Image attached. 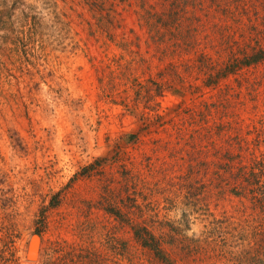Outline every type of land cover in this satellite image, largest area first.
Wrapping results in <instances>:
<instances>
[{"label":"rangeland","instance_id":"374dc122","mask_svg":"<svg viewBox=\"0 0 264 264\" xmlns=\"http://www.w3.org/2000/svg\"><path fill=\"white\" fill-rule=\"evenodd\" d=\"M82 2L0 0V264H264L214 175L264 140V26L159 60L131 8L110 38Z\"/></svg>","mask_w":264,"mask_h":264},{"label":"trees","instance_id":"16d2710c","mask_svg":"<svg viewBox=\"0 0 264 264\" xmlns=\"http://www.w3.org/2000/svg\"><path fill=\"white\" fill-rule=\"evenodd\" d=\"M82 3L95 15L96 22L90 24L91 33L107 34L110 38L111 29L108 32L106 22H109L110 26L113 25L119 15L118 10H121V14L133 10L139 18L140 26L146 30L150 47L155 48L154 56L159 60H165L169 55H187L195 56L208 64L206 44L208 41L213 42L212 37L216 33H220L223 38L220 32L223 22L228 25L231 21L232 26L234 24L241 26L248 21L251 26H264V0H250L249 3L247 0H83ZM230 55L234 60L233 50ZM227 68L228 70H219L214 74L211 78L213 82L209 85H217L235 73V70ZM162 87L163 85L159 88ZM254 143L255 148L250 154L229 156L224 163L219 158L214 161L217 169L214 175L218 180L215 189L218 190L216 195L229 193L242 205L245 203L250 205L251 216L259 218L257 221H250V246L264 250V152L260 151L264 140H256ZM204 166L209 167L210 164L205 162ZM210 187L202 184L203 201L207 200L212 192ZM191 196L195 199L193 194ZM192 204L195 205L194 202ZM205 207L209 209V204ZM147 235L150 236L149 240L140 238L144 245L155 251L165 252L162 242H156L149 233ZM74 248L61 244L59 249L61 256L57 264H76Z\"/></svg>","mask_w":264,"mask_h":264}]
</instances>
